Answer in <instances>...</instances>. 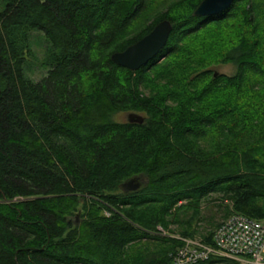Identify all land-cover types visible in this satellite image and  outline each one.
I'll use <instances>...</instances> for the list:
<instances>
[{
	"label": "trees",
	"instance_id": "obj_1",
	"mask_svg": "<svg viewBox=\"0 0 264 264\" xmlns=\"http://www.w3.org/2000/svg\"><path fill=\"white\" fill-rule=\"evenodd\" d=\"M153 1L0 0V264H172L181 243L141 249L153 239L136 224L154 230L214 194L264 220V0L210 18L194 16L204 0L162 13ZM164 21L170 39L147 66L113 63ZM33 33L49 45L37 83ZM226 65L237 74L216 78ZM161 66L163 92L146 96ZM120 113L145 123L118 124ZM134 179L141 190L124 195Z\"/></svg>",
	"mask_w": 264,
	"mask_h": 264
},
{
	"label": "rangeland",
	"instance_id": "obj_2",
	"mask_svg": "<svg viewBox=\"0 0 264 264\" xmlns=\"http://www.w3.org/2000/svg\"><path fill=\"white\" fill-rule=\"evenodd\" d=\"M175 1V2H174ZM180 1V0H179ZM176 3V0H155L153 1L152 10L165 11L169 5ZM155 13V12H154ZM159 13V12H158ZM151 12L145 14V18L149 17ZM133 33L131 36H133ZM49 45L46 43L45 38L40 33H33L30 37L29 47L32 49V56L28 60L26 66V76L33 82H40L47 76L49 67L46 66L49 53ZM163 69V66L159 70L152 72L151 82L141 86V91L146 95H154L156 93L163 92L164 85L155 83L157 81V74ZM214 74L225 75L233 77L237 74V68L233 65H226L212 68ZM165 92V91H164ZM171 104H175L170 102ZM136 114V113H129ZM127 113H120L113 118L114 122L118 124L127 123ZM145 118V114H138ZM262 131V130H261ZM259 133V132H258ZM259 136V134H258ZM261 145V144H260ZM197 207V208H195ZM191 206L189 202L185 201L180 203L177 208L173 210L166 218V223H158L154 230L147 229L143 226L136 224V228L145 234L148 238L145 239L139 246L141 249H147L152 252L156 251L159 247V242L162 240L174 239L181 243L180 239L193 240L207 242L212 235H214L217 228L228 218L233 215H237L235 208V202L226 195L214 194L202 200L198 206ZM82 212H76L74 215V221L79 218V226L86 219L85 212L82 208H79ZM106 218H110L109 213H105ZM188 235H193L194 238H188ZM159 240V241H154ZM133 251L132 248L129 250Z\"/></svg>",
	"mask_w": 264,
	"mask_h": 264
},
{
	"label": "built area",
	"instance_id": "obj_3",
	"mask_svg": "<svg viewBox=\"0 0 264 264\" xmlns=\"http://www.w3.org/2000/svg\"><path fill=\"white\" fill-rule=\"evenodd\" d=\"M180 240L172 264H264V220L233 215L217 228L212 242Z\"/></svg>",
	"mask_w": 264,
	"mask_h": 264
},
{
	"label": "water",
	"instance_id": "obj_4",
	"mask_svg": "<svg viewBox=\"0 0 264 264\" xmlns=\"http://www.w3.org/2000/svg\"><path fill=\"white\" fill-rule=\"evenodd\" d=\"M236 0H204L196 10L194 16L197 18H210L222 15L230 10ZM173 26L170 22L164 21L159 24L150 35L130 47L123 53H116L112 56L115 65L137 72L147 66L166 48ZM218 77V74L215 75ZM127 123L143 125L145 118L138 114H129ZM142 182L134 179L120 187V191L124 195L136 193L141 190ZM77 218L76 226L79 225Z\"/></svg>",
	"mask_w": 264,
	"mask_h": 264
}]
</instances>
